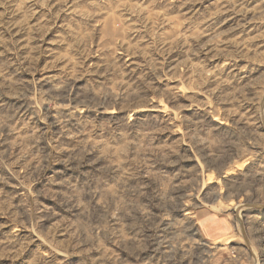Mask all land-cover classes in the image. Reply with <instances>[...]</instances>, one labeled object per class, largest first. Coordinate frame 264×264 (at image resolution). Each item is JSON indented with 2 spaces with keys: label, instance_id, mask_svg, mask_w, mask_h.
<instances>
[{
  "label": "rangeland",
  "instance_id": "obj_1",
  "mask_svg": "<svg viewBox=\"0 0 264 264\" xmlns=\"http://www.w3.org/2000/svg\"><path fill=\"white\" fill-rule=\"evenodd\" d=\"M0 264H264V0H0Z\"/></svg>",
  "mask_w": 264,
  "mask_h": 264
}]
</instances>
